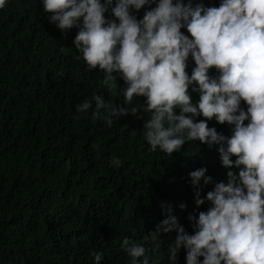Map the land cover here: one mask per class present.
Here are the masks:
<instances>
[{"label":"trees","instance_id":"16d2710c","mask_svg":"<svg viewBox=\"0 0 264 264\" xmlns=\"http://www.w3.org/2000/svg\"><path fill=\"white\" fill-rule=\"evenodd\" d=\"M189 2L218 7L221 0H183ZM115 5L113 0L106 19L113 18ZM150 7L133 14L142 19ZM49 16L42 0H6L0 9V264H96L94 252L103 253L100 264H130L121 247L126 237L144 244L150 264H172L169 247L176 231L161 233L155 251L146 238L167 218L168 206L193 234L189 217L207 211V192L226 180L219 145L192 141L169 157L149 151L143 128L150 117L142 111V119L114 117L111 126L104 116L94 119V95L129 109H142L146 98L124 104L125 82L114 73L109 91L103 72L87 71L76 59L78 29L63 33ZM181 31L189 35L186 28ZM194 67L190 56L189 75ZM210 75L218 73L211 69ZM189 92L197 103L199 93L191 87ZM85 101L92 108L78 111ZM208 126L232 134V126L214 118ZM113 158L120 159L119 167L110 166ZM199 168L207 169L212 182L201 180L205 203L198 207L189 173ZM176 264H186L183 248Z\"/></svg>","mask_w":264,"mask_h":264},{"label":"clouds","instance_id":"9594fccd","mask_svg":"<svg viewBox=\"0 0 264 264\" xmlns=\"http://www.w3.org/2000/svg\"><path fill=\"white\" fill-rule=\"evenodd\" d=\"M112 2L42 0L56 28L63 33L78 29L73 41L80 53L76 59L85 62L87 71L103 72L109 91L118 75L127 85L122 89L126 105L135 97L146 98L142 109H129L94 95L92 117L104 116L111 126L114 117L131 114L142 119V111L150 117L143 128L150 152L171 157L185 143L198 140L209 147L219 145L220 161L227 169L226 180L207 192V211L189 217L193 234L185 232L168 206L167 218L146 239L156 245L155 251L161 233L176 231L169 247L172 264L182 248L186 264H200V257L202 264H264V0H221L218 7L185 5L183 0H116L113 18L106 19ZM146 5L150 10L137 19L133 13ZM5 6L6 0H0V9ZM185 28L189 35L181 31ZM190 56L195 62L191 75ZM211 69L218 75H210ZM190 87L199 93L195 104ZM91 108L85 101L78 111ZM200 116L203 119L196 121ZM213 118L232 126L231 136L209 127ZM121 163L113 158L110 166ZM232 169H239L238 174ZM206 172L199 168L189 173L198 189V207L205 203L199 193L201 180L204 185L212 182ZM121 247L130 264H150L143 243L126 237ZM93 256L100 264L103 253Z\"/></svg>","mask_w":264,"mask_h":264}]
</instances>
